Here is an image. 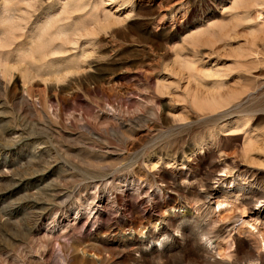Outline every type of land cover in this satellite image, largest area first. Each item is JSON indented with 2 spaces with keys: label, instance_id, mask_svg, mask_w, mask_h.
Returning a JSON list of instances; mask_svg holds the SVG:
<instances>
[{
  "label": "rangeland",
  "instance_id": "obj_1",
  "mask_svg": "<svg viewBox=\"0 0 264 264\" xmlns=\"http://www.w3.org/2000/svg\"><path fill=\"white\" fill-rule=\"evenodd\" d=\"M252 200L264 0H0V264H264Z\"/></svg>",
  "mask_w": 264,
  "mask_h": 264
},
{
  "label": "bare ground",
  "instance_id": "obj_2",
  "mask_svg": "<svg viewBox=\"0 0 264 264\" xmlns=\"http://www.w3.org/2000/svg\"><path fill=\"white\" fill-rule=\"evenodd\" d=\"M27 3H29V2H27ZM30 6V5H29ZM9 9L7 8V6H5V11H8ZM64 10H66V9H64ZM65 12V11H64ZM63 12V13H64ZM50 17V16H49ZM52 17V16H51ZM52 26V23H47L46 25H45V27L43 28V29H41V31H40V35H38L39 37H43L44 35H46V34H48L49 33V31H50V27ZM79 30V29H78ZM64 32V31H63ZM78 33H79V31H78ZM66 34V33H65ZM41 37V38H42ZM44 53V52H43ZM54 53H61V51H57V52H53V51H46L45 52V55H43V57H45V56H48V55H50V54H54ZM2 65H4V64H2ZM4 67H5V65H4ZM216 176H221V175H216ZM215 192H216V190H215V188L214 187H211V186H209L208 188H207V190H206V193L207 194H210V196H211V194H215ZM261 194H262V192H261ZM261 197H263V196H261ZM257 200V199H256ZM253 201V200H252ZM251 201V202H252ZM255 201V200H254ZM253 201V203L254 204H252L251 202V204L252 205H250L249 206V210L251 211V213L252 214H254V215H256L257 217H262L263 216V212H264V201H256V203ZM257 202H260V203H257ZM259 204V205H258ZM208 245V244H207ZM197 248H198V251L201 253V254H203L204 252H205V247H202L201 245H198L197 246ZM251 254V253H250ZM257 260H260L261 259V257H260V255H257V256H254ZM263 258H264V256H263ZM263 260V259H262ZM263 262V261H262ZM261 262V263H262ZM264 263V262H263ZM207 264V263H206ZM260 264V263H259Z\"/></svg>",
  "mask_w": 264,
  "mask_h": 264
}]
</instances>
